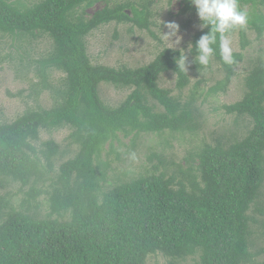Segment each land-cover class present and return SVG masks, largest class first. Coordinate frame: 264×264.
<instances>
[{
    "label": "trees",
    "instance_id": "16d2710c",
    "mask_svg": "<svg viewBox=\"0 0 264 264\" xmlns=\"http://www.w3.org/2000/svg\"><path fill=\"white\" fill-rule=\"evenodd\" d=\"M100 1L42 0L26 6L0 0V35L13 38L16 50L39 39L48 41L46 54L19 55L18 66L31 72L28 86L34 98L46 91L55 97L49 108L37 105L12 122H0V190L18 185V192H25L20 208L26 207L13 208L11 195L0 192V264H147L157 254L170 264H264V259L254 261L261 254L254 247L255 240L264 239V219L250 213L257 207L264 216L259 206L264 61L258 60L244 78L242 98L222 107L227 115L247 121L243 135L233 132L226 144L205 143L188 155L182 180L151 172L102 192L110 167L101 161L106 146L112 152L121 138L141 133H193L195 125L192 114L158 85L160 75L172 73L176 90L188 86V71H179L175 63L179 50L163 48L137 68L91 63L85 41L101 26L130 23L155 38L146 5L105 3L87 15ZM239 5L248 22L231 34L240 37L241 52H233L234 63L224 65L218 54L207 67L189 63L195 72L215 63L223 73L208 94L226 92L248 45L246 31L264 37V0H239ZM184 9L196 12L189 4ZM201 34L196 31L190 43ZM53 70L64 75L59 87L50 80ZM101 84L132 90L119 105L109 107L99 97ZM63 127L69 128L67 140L76 151L55 170L59 146L48 140L38 150L35 143L40 130ZM41 194L49 212L38 218L29 208L37 209Z\"/></svg>",
    "mask_w": 264,
    "mask_h": 264
},
{
    "label": "rangeland",
    "instance_id": "374dc122",
    "mask_svg": "<svg viewBox=\"0 0 264 264\" xmlns=\"http://www.w3.org/2000/svg\"><path fill=\"white\" fill-rule=\"evenodd\" d=\"M12 1L31 6L42 0ZM125 1H129L135 6L146 5L151 13L149 30L155 38L149 32L139 30L130 23H111L101 26L92 32L85 41L91 63L115 69L141 67L151 62L163 48L173 46V41L162 34L167 31L164 28L165 23L174 21L180 26L179 35L182 40L176 46V50L181 48L187 50L191 36L199 30L196 12L184 9L186 4L191 5L190 0H103L89 8L86 14H92L95 10L102 8L105 3L111 5ZM192 8L194 7L192 6ZM246 35L248 45L242 51L243 60L235 68L236 74L231 79L225 93L213 95L207 92L223 77V73L215 63L202 72H195L188 66L189 84L182 91H178L174 87V74L160 75L159 87L168 89L171 96L192 114L195 130L193 133L179 134L141 133L135 137L121 138L120 143L113 144V153L110 151V147L106 146L101 161L108 162L110 167L107 172V181L101 187L102 192L151 172H164L167 177H174L176 182L182 180L180 170L186 169L185 159L188 155L193 154L205 143L213 145L222 141L223 144H226V139L230 138L233 132H237L239 137L245 133L247 121L227 115L222 107L242 98L245 92L244 78L258 60L264 61V37L257 39L255 33L249 30L246 31ZM230 39L233 52H241L239 34L235 33L230 36ZM49 49L48 41L43 38L34 42L31 47L25 44L16 50L13 38L0 35V122H12L28 108H35L37 105L42 108H49L52 105L55 98L54 93L46 91L34 98L28 86L29 77L32 74L27 67L22 69L18 66L19 55L35 58L39 54H46ZM188 61L189 63L192 61L190 55ZM63 77L61 72L53 70L50 76L52 85L59 87ZM131 90L101 84L98 94L105 105L116 107ZM157 110L160 111V108L158 107ZM69 131V128L66 127L48 131L40 130L39 139L35 143V148L38 150L41 149V143L48 140L54 141L59 146V153L53 162L55 170L59 164L73 157V153L76 151V147L70 145L67 140ZM18 187L16 184H10L0 192H8L11 195L13 208L25 210V206L20 208V203L25 198V192H18ZM40 187L41 185L37 186V188ZM36 201L37 209H34L32 205L29 212L30 214L35 213L38 218H43L49 212L46 196L41 194ZM259 206L264 214V186ZM250 213L251 217L256 220L264 219V216H260L257 212V207L252 208ZM253 227L255 228V226ZM254 251L261 253L256 258L254 257V261L261 262L264 259V239L255 240ZM170 261L161 254H157L150 256L147 264H170ZM177 264H192V262L186 260Z\"/></svg>",
    "mask_w": 264,
    "mask_h": 264
},
{
    "label": "clouds",
    "instance_id": "9594fccd",
    "mask_svg": "<svg viewBox=\"0 0 264 264\" xmlns=\"http://www.w3.org/2000/svg\"><path fill=\"white\" fill-rule=\"evenodd\" d=\"M195 8L199 21L198 29L202 32L194 45L189 43L187 50L179 49L175 57L177 69L186 72L189 66L188 57L193 56L192 63L207 67L217 54L224 65L234 63V54L230 36L247 25L248 13L241 9L239 0H190ZM164 37L173 41L169 49L176 50L181 43L180 26L174 21L164 24ZM207 31H204V30ZM175 37V39H172ZM193 51L195 55H193Z\"/></svg>",
    "mask_w": 264,
    "mask_h": 264
}]
</instances>
